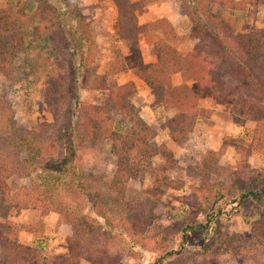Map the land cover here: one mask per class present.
Returning <instances> with one entry per match:
<instances>
[{
	"label": "rangeland",
	"instance_id": "374dc122",
	"mask_svg": "<svg viewBox=\"0 0 264 264\" xmlns=\"http://www.w3.org/2000/svg\"><path fill=\"white\" fill-rule=\"evenodd\" d=\"M38 1L0 0V14L11 20L20 19L21 27L17 31L24 35L22 49L11 58L8 75H0V103L7 109L4 116L0 115V126L8 127L11 116V125L20 130L41 129L43 139L47 143H54V151L59 155L63 151L61 138L67 129L68 110L63 109L62 115L57 118L47 111L43 93L45 81L64 75L65 78L57 81V84L67 85L68 91L75 90L86 104L102 105L106 93L99 88L98 82L115 61L116 52H121L127 67V71L116 79L117 84L130 80L128 75L133 70L134 59L125 43L116 36L115 11L109 0H50L60 11H64L69 1L75 4L88 23L91 37L96 43L94 63L70 87L73 81L67 77L74 65L70 63L73 49L69 45L74 44L75 36L62 40L63 36L48 30L51 14L48 12L47 16L37 18ZM210 10L231 21L236 34L264 29V0H257L255 5L248 6L243 12L232 13L216 4L211 5ZM148 15L149 12L144 13L141 19L145 21ZM69 19L63 18L61 25L63 28L73 26L74 29L75 22L70 23ZM189 33V26L183 20L176 29V35L169 41L182 56L198 43ZM14 35L13 32L7 33L5 39L10 42ZM158 39L156 36L141 38L140 50L144 63L155 61L152 47ZM206 53L212 55V50L207 49ZM214 57L218 63L226 59L223 55ZM225 69L223 67L220 71L221 79L233 95L222 99H214L207 92L198 91L195 81H184L180 75L171 77L174 85L186 84L197 94L196 103L201 112L193 116L190 125L178 124L174 117L179 110L169 105L155 104L150 89L133 78L136 92L130 101L156 133L152 144L167 148L172 162L165 173V180L143 173L136 180L127 181L122 201L129 206L115 205L114 210L120 216L127 210L124 214L132 216L139 225L146 223V216L152 215L153 221L143 235V241L151 246L164 237L167 229L181 232L184 225L205 224L208 216L199 201L203 196L208 197L210 200L205 204L208 203L210 208L216 206L218 210H209L208 213L215 229L212 244L224 245V250L199 258L197 254L207 244L201 234L189 233L186 239L193 253L187 264H264V246L253 251L254 245L249 241L254 225L251 223L264 218V198H258L264 189V150L256 153L249 148L256 122L242 113L233 112L238 106L236 102L242 100L254 106L251 107L255 114H264V96L251 90L249 82L232 80ZM126 128L127 124L116 117V129L122 131ZM205 158L213 162L208 171L209 183L204 190L196 191L201 186L198 172L202 171ZM83 159L87 173L92 175L87 182L91 189L103 192L108 201L119 199L120 196L106 186L111 183L115 172L110 142L104 140L90 146L83 153ZM151 163L153 166H163L168 162L158 154ZM31 184V178L15 174L7 181L6 195L10 198L20 189L31 187ZM211 185L217 186L216 189H212ZM251 192L257 195H251ZM215 193L220 195L218 200L213 198ZM74 217L64 220L54 212L45 216L38 210L12 207L7 220L18 230L10 239L31 248L33 263L54 264L58 258L68 256L66 238L71 234L72 225L67 224L70 221L79 226L78 248L74 251V257L83 256L77 264H92L85 259L88 254L93 258L96 255L105 257L102 264H153L157 258L154 253L132 245L128 238L115 237V231L105 227L102 220L101 228H98L96 224L88 225L85 219L78 223ZM2 256L4 251L0 246Z\"/></svg>",
	"mask_w": 264,
	"mask_h": 264
},
{
	"label": "trees",
	"instance_id": "16d2710c",
	"mask_svg": "<svg viewBox=\"0 0 264 264\" xmlns=\"http://www.w3.org/2000/svg\"><path fill=\"white\" fill-rule=\"evenodd\" d=\"M109 1L116 10V36L125 43L126 49L134 59L133 75L150 89L155 104L169 105L179 110L180 113L174 117L178 124L190 125L193 116L201 111L196 103L197 94L189 86L173 84L171 77L175 75H180L184 81H195L198 91H205L214 99H222L233 95L221 79L220 71L224 67L232 80L242 83L247 81L251 90L264 96V29L236 34L231 21L210 10L211 5L216 4L232 13L243 12L248 6L255 5L257 0H179L180 12L189 26L190 37L198 41L185 56L180 55L171 46L169 41L175 36V30L166 19L139 24L137 13L152 2L162 0H141L136 3L129 0ZM71 3L69 1L67 8L60 11L50 0H39V8L36 9L37 18L47 16L48 12L51 14L48 19L51 29L48 30L56 31L63 36L62 40L75 36L74 44L69 45L73 49L70 53V63L71 66L74 65L70 69V76L67 77L73 81L70 87L90 69L97 49L88 23L83 19L78 7ZM65 17L70 18V23L75 22L74 29L73 26L62 27L61 21ZM20 27V19L11 20L0 14V75H8L11 58L23 47L24 35L17 31ZM11 32L15 35L8 42L5 35ZM156 32H159L162 38L152 47L155 61L144 63L141 58L140 39L146 34ZM207 49L212 50L213 56L206 53ZM116 53L115 61L108 66L98 82L99 88L107 94L102 105L86 104L80 100L75 90L68 91L67 85L57 84V81L65 78L64 75L45 81L43 93L47 111L57 118L62 115L63 109L68 110V125L61 138V154L58 155L54 151V143H47L43 139L41 129L20 130L11 125V116L8 127L0 126V246L4 251L0 264H35L31 248L20 245L16 239H10L18 230L7 220L12 207L38 210L45 216L54 212L64 220L76 216L74 221L79 223L85 219L88 225L96 224L98 228H101L102 220L105 227L115 231V237H126L132 245L154 253L157 258L153 264H187L193 253L186 239L189 233L201 234L207 244L197 254L199 258L224 250V245L212 244L215 229L208 213L209 210H218L216 206L210 208L208 203L205 204L210 200L208 197L203 196V200L200 198L199 201L208 216L205 224H187L181 232L178 229H175V232L172 228L167 229L164 237L151 246L143 241V235L153 221L152 215L146 216V223L139 225L132 216L124 214L127 210H120L121 216L115 213V205H128L126 201H122L127 181L136 180L143 173L165 180V173L172 162L171 153L167 148L152 144L156 133L140 117L130 101L136 92L134 82L128 81L122 85L116 83V78L127 70L121 52ZM216 55H223L226 57L225 61L218 63L215 61ZM236 104L238 106L236 110L232 109L233 112L252 118L257 125L249 148L252 152H262L264 114H255L252 108L254 106L248 105L246 101L239 100ZM6 111L0 103V115L4 116ZM116 117L125 122L128 128L117 130ZM104 140L110 142V154L115 161L112 181L106 186L115 192V195L120 196L119 199L111 201L106 199L103 192L91 189L92 186L87 182L92 175L87 173L83 161V153L90 146ZM158 154L168 162L166 165H152L151 160ZM212 163L211 159L203 160L202 171L198 172L201 186L196 191L204 190L209 183L208 171ZM15 174L31 178L32 184L9 198L6 195L7 181ZM214 186L210 187L216 189L217 186ZM251 195L257 194L251 192ZM219 197L217 193L213 194L214 199L218 200ZM258 198H264V189ZM67 224L72 225L71 234L66 238L68 256L58 258L54 264H77L83 256L74 257V251L78 248L79 226L70 221ZM251 224L254 225L249 241L254 245L255 251L264 246V218L255 219ZM104 258L99 255L93 258L91 254L85 256L92 264H102Z\"/></svg>",
	"mask_w": 264,
	"mask_h": 264
},
{
	"label": "crops",
	"instance_id": "0c3cea01",
	"mask_svg": "<svg viewBox=\"0 0 264 264\" xmlns=\"http://www.w3.org/2000/svg\"><path fill=\"white\" fill-rule=\"evenodd\" d=\"M129 1L131 3H136V2H139L141 0H129ZM114 11H115V19H116V10H115V8H114ZM146 12H149V15H148V18L144 21L141 18H143L142 15H144V13H146ZM139 13H137V18H138L139 24L143 25V24H146V23H149V22H153V21H156V20H159V19L163 18V19H166L171 24V26L175 30V35H176L177 27H179L181 25L182 21L185 20L183 15L180 12V1L179 0H162V1H159V2H152L151 4L147 5ZM144 36H156V39L158 37H159V39L162 38V35L159 32H156V33H153V34H146ZM144 36H142L141 38H143ZM140 45H141V39H140ZM151 62H153V61H151ZM124 73L119 75L116 79H119L120 76H122ZM129 76H130V80L129 81H133V78L136 79V77L133 75L132 72H131V75H128V77ZM175 76H177V75H175ZM126 82H128V81H126ZM126 82H122L119 85H122V84H124Z\"/></svg>",
	"mask_w": 264,
	"mask_h": 264
}]
</instances>
